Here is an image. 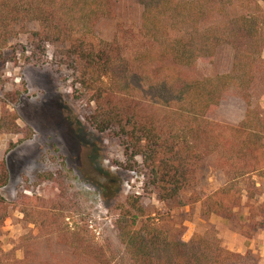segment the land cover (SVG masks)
I'll return each instance as SVG.
<instances>
[{
	"label": "trees",
	"instance_id": "trees-1",
	"mask_svg": "<svg viewBox=\"0 0 264 264\" xmlns=\"http://www.w3.org/2000/svg\"><path fill=\"white\" fill-rule=\"evenodd\" d=\"M121 1L0 0V62L22 36L54 47L56 62L79 86L86 123L115 140L134 165L140 159L146 191L167 212L133 195L117 205L111 226L120 254L99 243L88 223L71 226L55 206L45 218L69 256L36 260L27 241L21 260L0 249V264H224L240 257L214 237L184 242L185 229L172 225L169 213L202 204L204 217L233 221L244 198L252 208L264 196V115L253 108L257 79L264 84V0H130L141 10L139 27L117 23L106 39L100 27L116 20ZM224 46L233 51L230 71L182 75L214 61ZM18 119L4 107L0 135L20 134L22 143L33 133ZM106 176L117 185L115 198L120 181ZM8 183L0 161V191ZM11 207L22 211L0 195V226Z\"/></svg>",
	"mask_w": 264,
	"mask_h": 264
},
{
	"label": "rangeland",
	"instance_id": "rangeland-1",
	"mask_svg": "<svg viewBox=\"0 0 264 264\" xmlns=\"http://www.w3.org/2000/svg\"><path fill=\"white\" fill-rule=\"evenodd\" d=\"M120 8L116 20L100 27L102 37L112 39L117 23L139 27L140 8L130 0H122ZM55 52L52 46L38 48L22 36L11 43L9 55L0 62V116L5 107L17 114L20 128H29L33 133L22 143L20 134L0 135V161L6 162L9 175V183L0 195L22 210L9 208L0 226V249L21 260L22 247L30 241L36 260L51 253L69 256V250L55 243L45 218L57 206L69 217L71 226L75 222L88 223L99 243L108 242L121 254L111 226L117 205L133 195L158 211L165 213L167 209L146 191L140 159L134 165L115 140L86 123L88 109L77 99L79 86L71 71L56 62ZM232 63L233 51L224 46L214 61L181 73L187 77H213L230 71ZM253 108L264 115V84L260 77L253 90ZM107 174L120 181L115 198L111 193L116 192L117 185ZM202 209L203 205L197 204L169 213L172 225L185 229L184 242L194 235L214 237L224 250L240 256L224 264H264V239L260 236L264 221L262 227L255 221L247 224L244 207L233 221L204 217ZM252 212L255 217L264 215L258 209Z\"/></svg>",
	"mask_w": 264,
	"mask_h": 264
},
{
	"label": "crops",
	"instance_id": "crops-1",
	"mask_svg": "<svg viewBox=\"0 0 264 264\" xmlns=\"http://www.w3.org/2000/svg\"><path fill=\"white\" fill-rule=\"evenodd\" d=\"M247 203V199L246 198H244L243 199V203H242V206H241V208L239 209V210H241L242 209V207H244L245 209H244V211H245V213H246V215H245V217H244V219L246 220V223L248 224V223H250V222H254L255 221V223H256V225L257 226H260V227H262L263 226V221H264V215H263V217L261 216L260 217V215L259 216H252V214H253V209H258L260 212H262V213H264V210H262V206H263V204H264V196L263 197H257L254 201H251L249 204H251V206H252V208L251 207H248V205L246 204ZM239 211L237 212V217L236 218H238V216H239ZM262 235V236H261ZM260 236H261V238L262 239H264L263 237H264V233L262 232V233H260ZM260 236H258L257 238H260ZM255 243V242H254ZM232 244V243H231ZM228 245V244H227ZM263 245H264V240H263ZM259 246V245H258ZM231 248L233 247L234 248V245L232 244L231 246H230ZM260 251H261V249H260ZM264 250H262L261 251V254H264V252H263Z\"/></svg>",
	"mask_w": 264,
	"mask_h": 264
}]
</instances>
